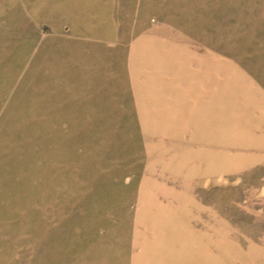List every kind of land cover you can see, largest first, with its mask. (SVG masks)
I'll return each mask as SVG.
<instances>
[{
  "label": "rangeland",
  "instance_id": "obj_1",
  "mask_svg": "<svg viewBox=\"0 0 264 264\" xmlns=\"http://www.w3.org/2000/svg\"><path fill=\"white\" fill-rule=\"evenodd\" d=\"M0 264H264V0H0Z\"/></svg>",
  "mask_w": 264,
  "mask_h": 264
}]
</instances>
